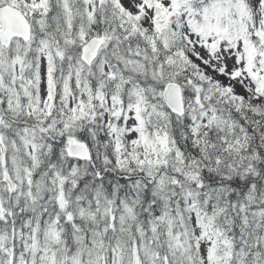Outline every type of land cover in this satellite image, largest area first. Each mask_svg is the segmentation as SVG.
I'll return each instance as SVG.
<instances>
[{
  "label": "snow or ice",
  "instance_id": "6c2138e0",
  "mask_svg": "<svg viewBox=\"0 0 264 264\" xmlns=\"http://www.w3.org/2000/svg\"><path fill=\"white\" fill-rule=\"evenodd\" d=\"M0 264H264V0H0Z\"/></svg>",
  "mask_w": 264,
  "mask_h": 264
}]
</instances>
